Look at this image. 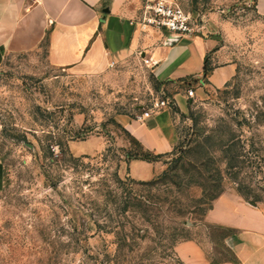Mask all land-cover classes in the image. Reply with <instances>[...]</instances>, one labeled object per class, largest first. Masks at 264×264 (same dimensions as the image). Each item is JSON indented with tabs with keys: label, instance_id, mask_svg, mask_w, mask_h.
I'll return each mask as SVG.
<instances>
[{
	"label": "rangeland",
	"instance_id": "374dc122",
	"mask_svg": "<svg viewBox=\"0 0 264 264\" xmlns=\"http://www.w3.org/2000/svg\"><path fill=\"white\" fill-rule=\"evenodd\" d=\"M180 2L196 15L198 34L227 45L237 71L225 85L190 78L168 89L134 61L80 75L54 65L45 46L0 56V264H177V242L209 246L210 237L214 259L232 257L221 242L228 230L201 222L211 203L205 182L179 169L175 185L173 172L180 147L212 135L221 189L240 186L264 203V16L257 0ZM189 87L185 110L171 106L181 145L162 157L170 173L133 182L127 152L143 151L124 122ZM228 139L238 161L226 170L216 149ZM62 147L79 158L61 160Z\"/></svg>",
	"mask_w": 264,
	"mask_h": 264
},
{
	"label": "crops",
	"instance_id": "0c3cea01",
	"mask_svg": "<svg viewBox=\"0 0 264 264\" xmlns=\"http://www.w3.org/2000/svg\"><path fill=\"white\" fill-rule=\"evenodd\" d=\"M142 3L143 0H0V56L45 46L54 65L80 75L108 73L134 61L149 68L168 89L190 78H206L211 85L221 87L236 74L237 64L228 58L227 45L219 43V35L186 34L171 43L174 39L167 34L142 27L137 21ZM257 11L264 16V0H257ZM205 58L213 61L206 77ZM171 93L172 102L184 111L190 99L187 92ZM176 114L171 107H148L138 114L141 119L126 120L124 126L145 150L166 154L180 141ZM124 166L133 179L141 181L157 177L166 168L162 158H132ZM3 177L0 159V189ZM201 222L228 230L221 242L232 257L214 259L212 237L209 246L189 238L174 247L177 264H264V203L248 201L234 188L226 189L212 201Z\"/></svg>",
	"mask_w": 264,
	"mask_h": 264
},
{
	"label": "trees",
	"instance_id": "16d2710c",
	"mask_svg": "<svg viewBox=\"0 0 264 264\" xmlns=\"http://www.w3.org/2000/svg\"><path fill=\"white\" fill-rule=\"evenodd\" d=\"M208 58V56H207ZM205 58V64H204V68H203V73L206 75L211 71L212 67L209 66L208 64V59ZM172 101H171V106H172ZM176 107V106H175ZM174 110H176L175 108H173ZM198 137L194 138L193 140H191V142H193L192 144H189L188 147H180L179 152V157H177L176 162L177 164L174 167V172L173 175L176 177H180V181H175L173 182L175 185H180L182 182V176L178 175V170L181 169L183 170V172L185 173V175H189V178L191 179L192 182H198V178L203 180V183L205 182V187L206 188V196L207 199H211V203L209 208L212 205V201L219 195L221 194L224 189H221L222 187V183H223V173L222 170L219 167V162H218V154L217 152L214 150H209L208 147V143L209 141H211L214 137L212 135H203V133H198L197 134ZM133 137V136H132ZM76 137L73 136L72 139H75ZM135 139V137H133ZM137 141V143L140 145L143 153L142 154H135V153H130L127 152V159L126 161H129L132 158H140V159H144V160H155V159H161L163 156L167 155L166 154H155L152 153L149 150H145L143 148V146L141 145V143L135 139ZM181 141V138H180ZM179 141V143L173 148V150H175L176 148H178L181 144V142ZM231 139L227 140V142H224L222 144V147H219L218 150L221 154H222V159L220 161L223 160V164L226 166V170L228 169H232L233 167H235L237 164V153H235V151L233 150V148H230V145L232 146L234 144L230 142ZM207 146V148H206ZM230 148V149H226V148ZM47 150L50 152L51 156H54V152L53 150H51V148H48L47 145ZM170 151L171 152H173ZM60 155H61V160H70V159H78L79 157H75L71 151L69 150L68 147L64 148L62 147L60 149ZM66 156H68V158H66ZM59 160V159H58ZM173 168V167H172ZM170 167H168V169L164 170L163 175L158 176L157 178H153L151 180L148 181H141V180H135V179H131L133 182H136L139 185H151L153 183L158 182L162 177L166 176L167 174H169ZM226 170H224V172L226 174H228L226 172ZM232 178H234V176H232ZM238 192L248 201H259L260 199L256 198L253 200H250V198L248 197V195L246 194V192L244 190H242V187L239 186L238 188ZM137 196V195H136ZM132 201V200H131Z\"/></svg>",
	"mask_w": 264,
	"mask_h": 264
},
{
	"label": "built area",
	"instance_id": "2783aa9c",
	"mask_svg": "<svg viewBox=\"0 0 264 264\" xmlns=\"http://www.w3.org/2000/svg\"><path fill=\"white\" fill-rule=\"evenodd\" d=\"M137 21L142 27L159 30L172 39L199 31L196 15L190 9H185L180 0H143ZM187 96H194L193 88L187 89ZM168 107H171L168 98L157 99L152 104L154 110ZM137 118L141 119L142 116Z\"/></svg>",
	"mask_w": 264,
	"mask_h": 264
},
{
	"label": "water",
	"instance_id": "95a60500",
	"mask_svg": "<svg viewBox=\"0 0 264 264\" xmlns=\"http://www.w3.org/2000/svg\"><path fill=\"white\" fill-rule=\"evenodd\" d=\"M173 42H175V39H174V40H172V42H171V43H173Z\"/></svg>",
	"mask_w": 264,
	"mask_h": 264
}]
</instances>
